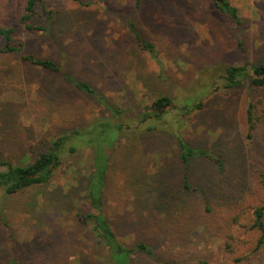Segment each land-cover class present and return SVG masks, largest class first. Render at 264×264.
Returning <instances> with one entry per match:
<instances>
[{
	"label": "rangeland",
	"instance_id": "rangeland-1",
	"mask_svg": "<svg viewBox=\"0 0 264 264\" xmlns=\"http://www.w3.org/2000/svg\"><path fill=\"white\" fill-rule=\"evenodd\" d=\"M24 1L0 0V25L22 43L20 52L0 53V157L30 161L60 132L89 124L94 132L72 139L79 146L47 183L0 189V264H110L79 217L93 146L106 151L121 133L107 159L102 210L123 244L143 241L152 250L134 251L132 264H264V244L254 250L260 232L250 228L253 208L264 205V86L228 88L223 75L226 65L264 62V0H229L241 18L237 29L212 0H45L50 18L35 22L47 32L23 28ZM22 54L52 59L58 72ZM74 80L120 111L116 123L98 120L112 116L111 107L76 90ZM163 95L175 99L177 114L155 130L124 133L121 123L137 127L145 106ZM177 137L220 161L194 155L185 192ZM164 166L175 194L168 205L156 195ZM190 218L199 224L182 234Z\"/></svg>",
	"mask_w": 264,
	"mask_h": 264
},
{
	"label": "trees",
	"instance_id": "trees-1",
	"mask_svg": "<svg viewBox=\"0 0 264 264\" xmlns=\"http://www.w3.org/2000/svg\"><path fill=\"white\" fill-rule=\"evenodd\" d=\"M212 1L220 14L228 19L233 29H237L241 25L242 22L238 9L236 6L231 4L229 0ZM44 14L47 18H50L51 10L46 8L45 0H25L19 22L25 30L47 32V24H39L35 22L36 18ZM13 33L14 28L0 25V53L21 51L22 43L20 41L12 43ZM137 43L141 48L153 53V44L150 42L139 37L137 38ZM20 58L36 66L58 72L57 64L52 59L32 54H22ZM223 75L225 81L224 85L228 88L239 87L242 85H246L248 87H261L264 86V62L250 65H226L223 70ZM72 85L76 90L95 96L100 102L105 103L107 108L111 107L110 110L113 115L107 119L101 118L98 120H110L109 122L116 123L113 119L119 117L120 111L116 107L113 108L114 106L105 100V96L101 92L94 91L87 82L85 83L83 81L74 80ZM201 104L202 103L199 102L196 104V107H200ZM187 111L188 110H186V112ZM177 113L178 109L174 98L166 95L158 96L155 100H153L152 104L145 106L142 117L138 122V128L133 126L130 127L129 124L125 123H121V125L124 127V133L127 129H129V133L143 130H146L147 132L148 130H155L160 119L168 118L169 116ZM252 113L253 105L249 103L247 107V121L249 129H252L254 124ZM118 127L121 126L119 125ZM86 128L83 130H68L69 132L63 131L56 134V136H53L48 143L46 142L44 146H40L38 150H36L34 158L30 161H28V156H24L25 160L22 163H13L0 157V166L4 167L3 170H0V189L7 194H14L28 187L47 183L52 177L54 170L61 165L62 156L66 152H74L77 149V146H79V143L75 141L72 143V139L81 140L85 131L87 134L94 132V128ZM146 132L142 133L143 139L148 136V133ZM154 135L157 134L153 132L152 136ZM121 136L122 133L119 134L117 142L107 148L106 151H103L101 147L97 150L93 146V167L92 172L88 177L89 184L87 186L88 203L81 211L79 217V219L83 223L87 224L92 230L96 243L106 252V257L108 258V263L110 264H132L131 254L136 250L146 254L147 256L153 255L152 250L143 241L137 242L132 247H128L123 244L118 239L113 226L102 210V192L104 190L107 159L109 158V155L115 145L118 144ZM177 139L179 141L178 160L181 170V181L178 183L179 187L185 192L192 189L189 185L188 164L194 155L200 154L210 157L215 159L218 163H220V161L209 152L200 148H194L178 137ZM157 173L158 185L156 186V195L161 202L168 205L170 202L175 200V194L172 192V190H174L172 186L173 184H171V181L167 176L168 166L161 167ZM166 193L169 194L167 199L164 198ZM206 210L209 211L208 206H206ZM180 212L182 215L185 214L184 209ZM252 215L253 222L251 223L250 228L257 229L260 232V236L258 237L257 243L254 247V250H256L264 244V205L255 206L252 210ZM151 217H153V215H151ZM186 220H188L185 223L187 228L185 225H183L182 229L180 228V230H182V234H185L186 231H193L194 227L196 228L195 225L199 224V222H196L191 218ZM226 247L230 250L229 245H226ZM205 263L206 262L204 260H200L196 264Z\"/></svg>",
	"mask_w": 264,
	"mask_h": 264
}]
</instances>
